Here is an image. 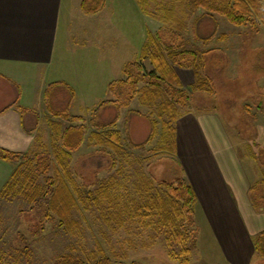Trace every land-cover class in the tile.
Instances as JSON below:
<instances>
[{
    "label": "rangeland",
    "instance_id": "374dc122",
    "mask_svg": "<svg viewBox=\"0 0 264 264\" xmlns=\"http://www.w3.org/2000/svg\"><path fill=\"white\" fill-rule=\"evenodd\" d=\"M172 1L150 0V13L146 15L141 11L136 0H112L111 5L117 7V45L115 44V50L111 51L110 57L106 55L109 57V61L105 63L109 66L108 74L101 77L98 94L110 97V93L106 92V83L109 80L122 78L124 63L139 57L146 27L156 31L162 26V29L158 30V35L165 44L174 43L178 49L181 47L188 49L182 57L186 64L191 62L197 50L199 52L197 57H201L204 62L202 75L206 76L211 91L192 93L189 106L181 112L220 115L223 127L230 138V144L242 159L243 168L250 173L252 184L249 197L255 212L262 213L259 219L260 224L264 226V181H262L264 175L262 168V165L264 167V25L258 21L252 25H237L224 15L207 16L208 12L204 9L191 12L189 6L187 7L189 0H186V3L174 0V4ZM163 4L167 7L173 4L171 7L174 13H170V9H165L166 11L160 9ZM154 9L158 10L156 16L152 14ZM202 15L206 17L202 18L196 26L195 20ZM169 17L176 20H168ZM125 26L129 27L133 34V38L127 42L123 41L124 37L121 35L126 31ZM163 27L170 29L164 30ZM142 29H144L143 33H141ZM197 29L200 35L213 32L215 37L209 42L201 41ZM88 38H91V35L85 36L86 40ZM188 45L191 48H187ZM204 50L210 51L201 53ZM149 67L150 63L147 60V68ZM131 87V84L125 86L124 103L131 94ZM184 87L190 90L189 84ZM62 102L58 103L60 107ZM79 103L75 102L73 108H70L71 113H79ZM87 105L93 108L96 103L90 102ZM122 107L130 112V120L137 118L143 124L141 129L131 132L137 141L143 140L149 133L147 124L150 123L146 116L151 117L152 120L158 119L153 108L141 103L138 96L129 106L124 104ZM133 110L145 115H138ZM111 113H105L104 110L102 115L104 118H109L112 116ZM120 118L119 126L123 124L122 111ZM70 122L63 120L62 124L66 126ZM121 129L124 132V127ZM157 129L158 134L155 137L157 140L154 139V145L159 140L160 125ZM91 130L88 125V134ZM128 133L131 137L130 132ZM153 144L143 149L135 148L128 151L132 153V156L140 159L145 166V174L156 184L163 181L170 182L176 175H180L178 170L181 166L172 155L168 156L162 152L154 153L151 150ZM52 146L51 139L47 138L46 148L40 146L30 151L40 153L41 160L45 152L49 153L48 158L44 157L47 169L46 171L42 169L38 176V182L45 187L50 185L48 178L56 176V169L63 173ZM98 152L99 146L93 145L92 140L89 139L80 148L72 151L69 173L74 182L68 179L69 176L64 178L74 190L75 195L79 196L76 188L80 192L95 191L102 179L108 180L116 175L117 177L109 183L114 196L119 195L125 199L134 194L132 182L129 180L133 172L131 167L128 165L123 170L120 169L121 174L118 175L119 165L118 163L113 165L112 149L108 148L107 155L102 157V165H97L100 163L96 156ZM3 160L5 161H1L3 162L1 164L5 168V175H8L10 171L11 173L0 187V264H52L57 254L65 252H75L88 258L90 252L96 250L99 243L115 264H181L168 255L161 239L158 238L151 243L150 228L139 223H130V221L123 226L118 224L108 226L99 218L100 210L97 207H91L88 205L89 202H83L82 199H79L81 210L78 212L80 228L72 233L60 223L55 213L47 207L44 199L40 198L39 206L32 208L33 203L18 191V185L14 190L2 195L4 184L11 180L12 173L18 164L7 159ZM257 161H260L262 165L260 166ZM40 163L42 162L40 161L37 167ZM239 211L242 217H246L247 209L244 206L241 208L239 206ZM211 227L195 205L193 223L189 228L195 238L196 246L188 264H264V256L256 253L250 259L246 257L241 261L235 260L232 257L235 253L226 244V238L220 230L217 232ZM129 238L132 241H128ZM145 241L150 243L144 245ZM236 243L238 242L235 241V245ZM124 250L127 253L126 256H123Z\"/></svg>",
    "mask_w": 264,
    "mask_h": 264
},
{
    "label": "crops",
    "instance_id": "0c3cea01",
    "mask_svg": "<svg viewBox=\"0 0 264 264\" xmlns=\"http://www.w3.org/2000/svg\"><path fill=\"white\" fill-rule=\"evenodd\" d=\"M81 2L0 0V149L26 152L40 147L39 143L47 145L52 117L46 89L53 82L61 81L72 88L75 95L68 112L75 102L81 101L79 113L71 114L90 116L102 100L114 98L108 91L113 80L105 85L110 97L99 96L98 91L101 77L108 74L105 63L117 45V7L111 5L112 0H106L100 11L88 14L82 10ZM125 28L121 35L127 42L133 34L129 27ZM160 29L162 26L156 31ZM145 30H141L142 45L149 37L150 30ZM87 34L91 35L88 40ZM208 35V42L215 37L213 32L205 36ZM148 62L149 68L147 59L144 65L150 70L153 66ZM173 70L184 86L193 83L191 68L174 66ZM90 102L96 105L90 108ZM104 110L111 115L115 112L112 106ZM121 111L123 124L119 126V118L116 128L122 134L130 132L137 141L131 132L141 129L142 123L137 118L130 120L127 108L121 107L120 114ZM147 125L150 131V124ZM223 125L215 113L180 114L173 158L181 166L178 174H183L194 189L200 214L211 228L220 230L235 253L232 257L241 261L255 253L253 238L264 226L259 219L262 213L255 212L249 197L250 173L241 165L242 159L230 144ZM1 161L5 160L0 159V187L11 173L5 175ZM239 206L247 209L246 217L240 214Z\"/></svg>",
    "mask_w": 264,
    "mask_h": 264
},
{
    "label": "trees",
    "instance_id": "16d2710c",
    "mask_svg": "<svg viewBox=\"0 0 264 264\" xmlns=\"http://www.w3.org/2000/svg\"><path fill=\"white\" fill-rule=\"evenodd\" d=\"M105 1L82 0L81 7L85 13H96L103 8ZM137 1L144 12L150 13V0ZM173 2L175 1L173 0ZM182 2L186 3V0H180L179 3ZM171 6L168 5L167 7L163 4L160 9L162 8L164 11L170 9V13H174ZM188 6L191 12L204 9L208 12L207 16L224 15L229 21L237 25H252L256 21L264 25V0H189ZM156 9L152 12L155 16L158 11ZM206 15L199 16L195 20L196 26ZM170 18L168 20H176ZM181 21L183 22V18ZM158 34L159 31L150 30L148 41L142 45L139 57L124 63L122 66L123 77L109 83L108 91L114 95V98L102 100L92 110L90 116L68 112L75 94L67 84L56 81L48 86L46 96L52 117L50 120L52 127L51 145H53L56 160L62 167L64 174L56 169V176L51 179L48 178L50 185L46 188L45 185L38 182V176L42 169L45 171L47 169L44 157L48 158V152H45L41 160L42 155L38 152L0 149V158L18 163L12 173L11 180L4 184L1 194L5 195L19 186L18 191L33 203L32 208L39 206L40 198L44 199L45 204L55 213L60 223L72 233L80 228L78 212L81 210L79 199H82L83 202H89L88 205L91 207L94 206L100 210L99 218L108 226L115 224L123 226L130 221V223H139L150 228L151 243H154L158 238L161 239L171 258L178 260L181 264H188L196 246L195 238H193L189 228L193 223L196 205V196L192 185L183 174L176 175L170 182L163 181L156 184L145 174V166L140 159L132 156L129 151L135 148L143 149L149 144H153L158 134L157 126L160 125L159 140L151 150L154 153L162 152V154L174 157L176 154V124L180 114H182L181 110L183 111L189 106L192 93L211 91V88L206 76L202 75L204 62L201 57H197L199 52L196 50L194 58L186 64L182 57L188 49L185 47L178 49L174 43L165 44ZM197 34L199 40L205 42L210 37L209 35H200L198 29ZM187 48L191 47L188 45ZM209 51L204 50L201 53L204 54ZM146 59L150 60L153 66L150 70L144 65ZM174 66L193 70L194 81L189 85L190 90L186 89L176 78ZM127 84L132 86L131 94L124 103L123 94ZM137 96L141 103L153 108L158 118L152 120L151 117L146 116L150 123V131L147 137L141 141H134L128 132L124 135L116 128L121 115V107L124 104L129 106ZM61 101L63 102L60 107L58 103ZM107 106H112L115 110L110 118H104L102 115ZM134 113L141 116L145 115L137 110ZM63 120L74 121L75 123L70 122L69 125L63 126ZM88 125L92 129L89 134ZM87 139L92 140L93 145L99 146V152L96 153V156L100 163L97 165H102V157H105L108 148H111L113 165L117 163L119 165L118 175L121 174L120 169L123 170L128 165L131 167L133 172L130 174L129 180L132 182L134 194L125 199L119 195L114 196L109 183L117 177L116 175V177L111 176L108 180L102 179L95 191L80 192L76 188L79 196L75 195L64 176H69L68 179L74 182L69 173L72 151L80 148ZM44 145L40 144L42 148H46L47 145ZM40 161L42 163L37 167ZM257 162L260 166L262 165L260 161ZM262 168L264 173L263 165ZM262 181H264V175ZM128 241H132V239L129 238ZM147 243L150 242L145 241L144 245H148ZM253 245L255 253L264 256V230L255 234ZM126 255L125 251L123 256ZM52 264L115 263L99 243L96 250L90 252L88 258H84L75 252H65L57 254Z\"/></svg>",
    "mask_w": 264,
    "mask_h": 264
}]
</instances>
